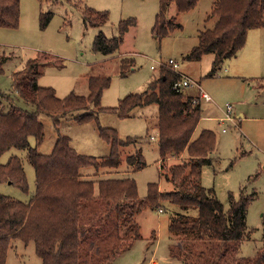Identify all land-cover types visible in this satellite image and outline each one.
Segmentation results:
<instances>
[{
	"label": "trees",
	"instance_id": "obj_1",
	"mask_svg": "<svg viewBox=\"0 0 264 264\" xmlns=\"http://www.w3.org/2000/svg\"><path fill=\"white\" fill-rule=\"evenodd\" d=\"M38 1L42 5L60 0ZM171 2L176 3L180 13H190L200 0H160L161 13L152 32L161 39L176 26L164 14ZM20 16L21 0H0V27L16 29ZM82 16L87 27H100L109 18L107 11L88 6L82 9ZM52 17V13H41L42 29ZM210 18L216 19L214 26L199 32L198 44L185 59L200 61L212 54L215 73L225 61L238 56L250 30L264 26V0H212ZM136 24L134 18L120 21L119 35L111 39L99 32L93 42L94 51L113 55ZM123 66L130 68L133 62ZM37 67L35 59H30L12 75L14 93L26 103V109L15 105L10 95L0 93V158L13 148L26 150L36 175V189L30 201L0 193V264L7 263L8 250L16 239L25 244L34 243L41 264H109L113 257L129 250L140 239L137 214L147 207L158 208L161 200L186 211L197 210L196 215L177 213L170 219L171 241L177 237L180 241L179 245H170L171 255L184 258V264H264V245L254 258L240 256L241 244L252 237L247 213L254 193L247 196L240 190L236 198L230 192V205L226 209L216 191L202 185L203 168L214 166L217 161L212 154L218 139L210 129H203L194 137L203 109L199 96L174 88L182 78L180 73L161 65L160 75L151 81L147 91L126 96L116 107L103 108L99 105L101 95L109 87L110 78L92 77L87 97L72 93L60 99L53 88L39 86L41 74ZM4 100L9 104L7 110ZM152 104L159 107L157 140L161 168L167 160L185 156V161L170 169L171 180L180 190L161 192L158 183H150L147 197L140 199L132 174L146 167L145 156L141 149L124 159L121 154L122 148L137 144L139 138L120 140L114 128L99 127V136L110 146L106 157L78 153L67 136L58 137L50 154H42L30 144V137L35 138L37 145L44 141L41 114L68 115L87 111L94 105L100 111L129 118L135 108ZM74 119L81 124L98 121L96 113L88 112ZM122 164L127 166V175L118 171ZM89 168L95 172L84 173ZM112 173H121L123 177H101ZM2 183L28 192L27 174L19 156H11L6 163L0 161Z\"/></svg>",
	"mask_w": 264,
	"mask_h": 264
},
{
	"label": "rangeland",
	"instance_id": "obj_2",
	"mask_svg": "<svg viewBox=\"0 0 264 264\" xmlns=\"http://www.w3.org/2000/svg\"><path fill=\"white\" fill-rule=\"evenodd\" d=\"M211 2L200 0L190 13H180L176 3L171 2L164 14L168 20L173 19L176 26L161 39L152 32L156 17L161 13L160 0H60L42 5L38 0H21L19 26L16 29L0 27V93L10 95L15 105L26 109V103L14 93L12 75L21 70L28 60L35 59L41 74L39 86L53 88L60 99L72 93L87 97L92 77L110 78V85L103 91L99 105L111 108L130 94L147 91L151 81L160 75L161 65L167 68V61L176 59L180 65L179 72L192 82L184 91L198 96L201 87L202 92L210 96L209 101L202 100V118L194 137L203 129L216 133L218 145L212 156L217 161L214 166L203 168L202 185L213 188L226 209L230 205V192L236 198L240 190L247 196L255 195L247 213V226L252 231V237L244 241L240 248V256L254 258L264 245V48L258 61L251 57L232 58L215 73L212 72V54L203 56L200 61L185 59L186 54L198 44L199 32L215 24L216 19L210 18ZM85 6L107 11L108 21L100 27H87L82 16ZM41 13L53 14L45 29L41 28ZM130 18L136 19L137 24L125 34L113 55L94 51L93 42L99 32L102 31L110 39L116 37L119 35V22ZM250 31L246 50L248 56L256 52L258 40H252L254 34L264 40V26ZM129 61L133 62L134 70L123 66ZM152 66L155 70L151 69ZM3 103L7 110L9 104L5 100ZM228 105H231L232 121L220 125L219 121L226 117ZM84 112L96 113L98 121L77 122L74 117ZM158 115L157 104L135 108L129 118L100 111L94 105L87 111L68 115L56 113L55 118L41 114L44 141L37 145L35 138L30 137V144L40 153L50 154L58 137L67 136L78 153L106 157L110 146L99 136L100 126L116 129L120 140L137 137L140 143L122 148L121 154L124 159L127 154L141 149L145 156L146 167L132 174L139 198L143 200L147 197L150 183H158L161 192L180 190V186L171 180L170 169L185 161V156L184 159L167 160L161 168L158 140H150L151 136L158 138ZM223 129L227 132L224 133ZM13 155L22 160L29 190L24 192L16 185L2 183L0 193L28 202L36 189L35 170L26 150L13 148L4 153L0 161L6 163ZM122 170H125V164L118 171ZM91 172L95 170L84 169V173ZM120 174H105V177H123ZM177 213L196 215L197 210L186 211L167 200H161L156 209L144 208L135 217L140 226V239L129 250L113 257L109 264H150L151 259L157 264H184V258L174 257L170 251V245L180 243L179 237L171 241L169 231L170 219ZM187 238L192 239L191 235ZM175 250L179 252L177 248ZM41 262L34 243L25 244L18 239L12 241L6 264Z\"/></svg>",
	"mask_w": 264,
	"mask_h": 264
},
{
	"label": "built area",
	"instance_id": "obj_3",
	"mask_svg": "<svg viewBox=\"0 0 264 264\" xmlns=\"http://www.w3.org/2000/svg\"><path fill=\"white\" fill-rule=\"evenodd\" d=\"M168 66L172 69V71H174L175 73H180L179 72V63L176 59H173V58H170L168 61ZM152 70H155V67L152 66L151 67ZM191 80L190 79H187V78H181V80L177 81L175 84H174V88L178 91H182L184 89H186L187 87H189L191 85ZM199 90L200 92H202L201 90V87H199ZM199 98L200 99H204V100H207L209 101L210 100V96L207 94V93H200L199 95ZM195 102V101H194ZM231 105H228V108H227V114H226V117L225 118H222L220 121H219V124L220 125H225L227 122L226 121H232V118H231ZM223 132H227L226 129H223ZM152 139H155V137H151Z\"/></svg>",
	"mask_w": 264,
	"mask_h": 264
},
{
	"label": "crops",
	"instance_id": "obj_4",
	"mask_svg": "<svg viewBox=\"0 0 264 264\" xmlns=\"http://www.w3.org/2000/svg\"><path fill=\"white\" fill-rule=\"evenodd\" d=\"M211 3H212V2H211ZM255 30H256V29H255ZM250 33H251V31H250ZM254 36H255V38H253L252 40H255L256 38H257V40H258V43L255 44L256 52L252 53L251 56H248V55H247V51H246V50H247V41H248L249 38H250V34H248L247 41H246V45H245V47L241 50V52L238 54V56H237L236 58H234L235 60H237L238 58L246 59V58H248V57H251L252 60H257V61H258L259 56H260V51H263L262 49L264 48V40H263V38H260L259 35H255V34H254ZM248 42H249V41H248ZM245 51H246V53H245ZM248 54H249V51H248ZM180 74H181V72H180ZM181 76H182V78H187V76H184L183 74H181ZM187 79H189V78H187ZM257 88L259 89V88H261V87L258 85ZM259 90H260V89H259ZM198 94H200V90H199ZM195 96H197V95H195ZM198 96H199V95H198ZM202 100H204V99H200L201 106L203 105ZM241 116H242V115H240V117H241ZM225 133H226V132H225ZM151 137H155V136H151ZM150 140H152V141L154 142L155 140H157V137H155V139L150 138ZM158 148H159V147H158ZM160 160H161V159H160ZM126 170H127V166L125 165V170H122V174H125V171H126ZM89 174H91V173H89ZM122 174H120V175H122ZM107 176H109V175L107 174ZM101 177H102V178H106L105 175H103V176H101ZM150 264H157V262H156L155 260L151 259V260H150Z\"/></svg>",
	"mask_w": 264,
	"mask_h": 264
}]
</instances>
